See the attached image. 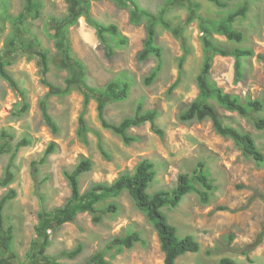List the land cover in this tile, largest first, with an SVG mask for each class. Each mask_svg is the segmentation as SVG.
<instances>
[{
    "label": "rangeland",
    "instance_id": "rangeland-1",
    "mask_svg": "<svg viewBox=\"0 0 264 264\" xmlns=\"http://www.w3.org/2000/svg\"><path fill=\"white\" fill-rule=\"evenodd\" d=\"M39 1L43 5L40 16L28 13L19 23L16 19L24 11V1L0 0V56L9 58L11 64L6 71L26 92L24 100L0 79V137L3 131L13 136L11 152L0 156V200L10 190L16 191V198L4 209L5 227L14 228L13 254L0 250V264H86L97 253H104L105 260L112 264H164L165 255L156 230L127 191L97 204L101 210L117 206L115 212L103 216L100 224L93 223L89 213H81L74 222L49 230L50 244L44 255L39 253L44 231L51 222L41 226L39 213L53 211L67 203L71 189L64 172L73 171L83 159H90L93 168L80 178L82 194L96 184L111 185L121 175L133 174L144 159L153 162L157 171L148 192L171 190L180 174L192 173L198 162H205L215 186L209 203H202L197 193H191L177 208L163 209L168 221L177 227L179 236L192 235L200 245L198 253L179 257L177 264H217L223 258L237 264H264V238L256 244L264 229V168L246 158L233 140L216 134L209 120L182 123L178 119L198 97L197 76L206 54L213 52L214 47L254 52V56L243 59L239 82L235 81L233 57L216 56L211 75L220 88L238 96L243 103L250 100L264 103V60L258 58V55L264 57V0L228 1L225 8L208 0H172L170 3L169 0H132L156 20L163 8L167 11L165 19L169 29L157 25V45L162 49L160 62L155 56L139 61L138 55L147 36V21L137 14L141 23H132L130 6L121 7L113 0H88L94 20L116 25L128 39L127 46L114 48V55L109 58L77 0ZM121 1L125 4L131 0ZM244 4L249 5L247 17L233 24L235 30L244 34L242 43L230 42L211 32L210 26H207L210 33H203L206 24H201L198 17L220 21ZM63 31L68 32L70 56L85 67L87 86L103 89L116 78L132 83L125 101L106 100L107 121L119 124L133 117L142 103L144 111L159 113L156 124L164 130L163 138L146 123L129 130L128 133L139 140L125 145L119 136L101 127L98 102L91 100L85 114L90 133L88 143H83L77 136L84 100L78 89L68 96L49 99V114L60 128L57 135L52 133L39 106L48 89L41 83L37 52L47 51L52 60L47 79L65 87L70 71L54 64L62 57L55 48V36ZM175 32L183 34L189 55L178 87L169 94V88L178 78L182 56ZM159 65L155 81L146 85L145 79ZM24 103L29 109L21 115ZM210 103L225 125L252 135L264 153V130L254 126L255 120L264 118V111L245 118L214 101ZM25 139L29 145L16 150L17 144ZM51 142L58 145L57 151L48 157L46 164L39 166L35 178L32 163L43 157ZM99 142L109 158L101 154ZM132 233L140 234L144 244L136 243L132 249L115 246L108 251L116 239ZM79 245H83V251L75 259L60 256Z\"/></svg>",
    "mask_w": 264,
    "mask_h": 264
},
{
    "label": "trees",
    "instance_id": "trees-1",
    "mask_svg": "<svg viewBox=\"0 0 264 264\" xmlns=\"http://www.w3.org/2000/svg\"><path fill=\"white\" fill-rule=\"evenodd\" d=\"M25 3L24 11L19 14L16 21L23 22L28 13H35L40 16L43 5L39 0H23ZM121 7L130 6L131 22L140 24L141 19L137 18L140 14L142 18L147 21L146 26V40L144 48L139 53L138 59L141 62L147 61L150 57L155 56L160 62L162 58V49L157 45V25L161 24L164 28L169 29L170 25L166 21V9L160 11V18L158 20L149 12L141 9L139 4L135 1L123 4L121 0H113ZM172 0H169L170 3ZM215 6L225 8L228 1L233 0H208ZM129 4V5H128ZM77 5L84 8L86 22L95 29L97 38L104 47L106 55L112 58L114 55V48L126 47L128 44L127 37L123 36L116 25H104L94 20L90 15V4L88 0H77ZM249 5L244 4L235 12L230 13L220 21H208L202 17H198L201 24H206L203 28V33H210L207 26L211 27V32L224 36L230 42L242 43L244 41V34L233 28V24L238 19H245L249 13ZM202 26V25H201ZM203 27V26H202ZM175 36L181 43L182 56L178 64V78L171 85L168 93L171 94L179 85L184 65L189 55L187 41L183 34L175 32ZM55 48L62 55L61 59L54 61V64L59 69H68L70 75L65 79V87H60L51 83L47 76L50 72L51 59L47 51L41 50L37 52V64L40 69L41 83L48 89L47 94L40 101L39 106L42 117L46 125L51 129L54 135L60 131L58 124L52 119L49 114L48 101L51 97H65L70 95L75 89H78L83 97V110L78 119L77 136L85 144L88 143V134L90 129L87 125L85 114L91 100L98 102L97 112L101 127L105 130L113 132L119 136L125 145L138 142V138L131 136L128 132L132 128H137L150 123L151 130L163 138L165 132L156 124L159 113L156 110L144 111L143 104L140 103L136 109L133 117L125 118L119 124H111L105 117L106 100L115 102L125 101L130 93L132 83L125 78H116L109 82L103 89H96L89 87L85 83L86 70L80 60L70 56L71 47L68 38V32L63 31L55 36ZM216 56L233 57L235 60V81L239 82L242 79L243 59L254 56L251 49L236 48L233 51H228L221 47H214L213 52L207 53L200 72L197 76L198 97L190 104L188 109L178 116L182 123L198 122L202 123L209 120L216 134L221 137L228 138L234 141L236 146L241 150L246 158L252 159L258 167L264 168V153L258 148L255 139L248 133H243L240 130L227 126L222 121L216 108L210 101L216 102L222 108L230 112H236L240 116L250 118L254 113L264 111V103L261 100H250L243 103L238 96L226 93L213 80L211 70L213 67V60ZM69 58V59H68ZM259 59H263L262 55H258ZM73 62V66L68 62ZM11 64L9 58L0 56V79L4 80L9 86L19 93L24 100H26V92L20 88L17 81H15L6 71V67ZM160 65L156 70L145 79L146 85H151L160 71ZM29 106L24 103L20 109L19 114H24L28 111ZM254 126L257 130H264V118H259L254 121ZM0 140V156L11 152V141L13 136L6 131L1 133ZM29 145L28 140H22L16 146V150ZM99 150L105 158H109L103 145L99 142ZM58 145L51 142L45 150L43 157L39 161L32 163L33 176L36 178L39 173V166L44 165L50 155L57 151ZM93 168V163L90 159H83L76 168L71 172H64L70 189L71 197L67 203L60 208L53 211H42L39 213L40 224L51 221L44 231V241L42 243L39 253L44 255L47 247L50 244L49 230H57L64 224L74 222L78 214L89 213L92 216V221L95 224H100L104 215L115 212L116 205H110L106 209H98L96 206L100 201L108 198H117L123 192L127 191L134 200L137 208L144 213L148 221L152 224L157 232L162 251L164 252V264H177V259L187 253H198L200 250L199 243L192 235L184 237L179 236L178 229L169 223L167 216L163 212L164 208H177L184 198L191 194L197 193L200 200L204 204H208L210 200V193L215 190V186L211 179V174L205 162L200 161L192 173H182L178 177L176 186L171 190H158L152 194L148 192L152 183L154 182L157 171L155 164L148 159L142 160L136 167L133 174H123L111 185L96 184L88 192L82 194L80 191V178L84 174L90 172ZM199 188V189H198ZM16 198V191L10 190L0 200V250L7 254H13L14 244V228L13 226L5 227L4 209L8 202ZM52 218H56L52 220ZM264 238V229L257 240V245L261 243ZM136 243L144 244L140 234L132 233L125 238L116 239L108 247V251L115 246L120 248L132 249ZM35 247V245H34ZM83 251V245H79L74 251L61 253L62 258L75 259ZM86 264H112L105 260L104 253H97L92 256ZM217 264H237L230 258H223Z\"/></svg>",
    "mask_w": 264,
    "mask_h": 264
},
{
    "label": "clouds",
    "instance_id": "clouds-1",
    "mask_svg": "<svg viewBox=\"0 0 264 264\" xmlns=\"http://www.w3.org/2000/svg\"><path fill=\"white\" fill-rule=\"evenodd\" d=\"M170 223V222H169ZM171 224V223H170ZM174 226V225H173ZM176 227V226H175ZM177 228V227H176ZM179 234V233H178Z\"/></svg>",
    "mask_w": 264,
    "mask_h": 264
}]
</instances>
